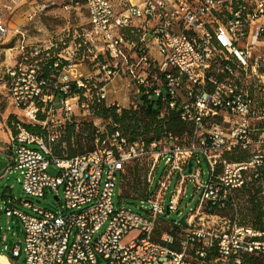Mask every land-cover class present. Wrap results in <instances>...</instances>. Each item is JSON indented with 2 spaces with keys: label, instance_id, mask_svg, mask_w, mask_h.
<instances>
[{
  "label": "built area",
  "instance_id": "built-area-1",
  "mask_svg": "<svg viewBox=\"0 0 264 264\" xmlns=\"http://www.w3.org/2000/svg\"><path fill=\"white\" fill-rule=\"evenodd\" d=\"M58 1L0 0V88L29 124L46 129L57 109L70 120L90 100L99 106L119 78L141 104L161 99L159 117L172 112L192 132L165 130L147 142L131 140L115 124L107 146L64 156L17 120L6 167L20 171L29 198L51 190L59 204L50 209L28 198L8 200L6 214L22 223L24 241L9 246L0 226L1 253L13 264L22 254L25 264H249L246 254L264 258V230L236 214V191L264 179V0H84V23L45 43L31 42L29 26ZM20 9L25 21L11 26ZM240 148L250 151L249 159L229 160L228 152ZM144 154L153 160L149 184L160 160L166 162L150 199L151 217L114 202L126 164ZM203 157L208 181L201 179ZM51 162L57 176L47 172ZM175 175L166 207L163 195ZM190 179L200 199L185 215L186 229L161 231L156 239L159 215L178 209ZM226 207L232 216L219 212ZM205 218L212 222L207 228Z\"/></svg>",
  "mask_w": 264,
  "mask_h": 264
},
{
  "label": "rangeland",
  "instance_id": "rangeland-1",
  "mask_svg": "<svg viewBox=\"0 0 264 264\" xmlns=\"http://www.w3.org/2000/svg\"><path fill=\"white\" fill-rule=\"evenodd\" d=\"M86 20L87 9L84 0H59L58 4L44 14L35 25L29 26V40L31 42L45 43V41L53 35L64 32L67 29L73 30ZM11 26L13 25L11 24ZM12 54L14 56L15 52ZM9 55L11 54H8V56ZM3 59L4 61L6 60V62H13V60L7 57V55H4ZM107 89L108 97L103 102L107 107L115 106L117 107L118 112H121L124 108L131 109L134 104L140 107V97L137 98L136 95L133 94V88L128 87L121 79H114V81L107 86ZM56 106H58V102H56ZM97 107L96 103H92L90 100L89 107L87 109L77 108L72 114L70 120H65V114L60 109H57L54 111L53 115L50 116L53 120L49 121L46 129H43L39 124L37 125L42 130L40 135L47 139L54 154H56L55 148L61 144V149H63L62 154L64 156L69 155L67 142L62 141V139L66 136V128L71 124H75V130L73 137L71 138V145L77 150L82 148L83 151L86 152L90 151L89 149H91V147V150H94L98 147L107 146V144L112 141L110 133L114 127L113 121L109 118L106 119L98 116L96 114ZM17 120L29 124L23 111L13 103L12 98L7 91L0 88V132L4 135L0 136V160H8L11 157L12 153L10 147L12 143H14L12 137L17 131L15 128ZM10 130L13 132V135L12 133L10 135ZM6 132H8L9 139L6 137ZM91 132L95 135L97 134L94 140L90 138L91 136L89 133ZM120 132L124 133L122 127H120ZM101 134H106V143L100 141L98 143L97 139L99 138L100 140ZM128 135H130V133ZM50 136H54L55 141L51 142L49 138ZM29 146L37 147L38 145L36 143H31ZM48 157H50V155H48ZM152 161L150 154H144L138 159L132 160L126 164L123 172V180L121 182L120 177H118L115 187L114 202L116 206L122 205L151 217L149 210L152 208V201L150 199L154 198V194L158 189L159 181L165 174L166 169V162L163 158L155 169L153 182L149 184ZM201 169V179L203 181H208L210 178V167L204 157L202 158ZM47 172L53 176H57L59 174V168L54 162H51L47 168ZM21 176L20 171L15 170L14 168L8 169L5 167L0 171L1 235L6 239L9 246L19 241L23 243L24 232L23 225L17 218L7 216L5 207L8 200L9 203H11L12 198H28L31 201H34L39 207L50 209H55L59 204L58 200L55 198L56 193L51 190H48L44 197L29 198L30 196L23 191L21 180H19ZM178 178L179 176L175 175L171 179L169 188L163 195L166 207L170 203L171 196L175 191ZM250 192H252V194L257 193V202L260 203V206L264 209V179L248 184V186L241 191H236V194H238L237 205L239 207L238 213L236 214L241 220V223L245 224L247 221V224L252 225V223L257 222V217L255 215L256 212L253 208V204L250 202ZM59 195L64 198L63 187L59 188ZM199 199L200 192L196 190L193 180H187L185 183V195L180 199L178 209L172 210L170 213H168L166 209L163 214L159 215L162 220L155 233V238H159L161 231L180 232L186 229V225H174L172 220H178L182 216L189 214L191 210L196 208ZM29 211L31 212V210ZM219 212L228 216H232L234 213L233 209L230 207H226ZM204 221L205 228L212 223H207L206 218ZM9 226L10 228H8ZM105 227L106 225H104L99 232H102ZM16 264H25L24 254L17 259Z\"/></svg>",
  "mask_w": 264,
  "mask_h": 264
},
{
  "label": "trees",
  "instance_id": "trees-1",
  "mask_svg": "<svg viewBox=\"0 0 264 264\" xmlns=\"http://www.w3.org/2000/svg\"><path fill=\"white\" fill-rule=\"evenodd\" d=\"M161 107V99H152L150 101L143 102L137 111L124 108L121 112H118L117 107H107L104 103H101L96 110V114L102 118H109L113 121L114 127L111 130V133L114 132L115 124H118L120 127H122V129H124L125 134L130 133L131 140H135L141 136L147 142H150L153 139L161 137L165 130H171L179 135H182L185 132H192V127L189 124L183 122L179 116L172 112H168L164 117H159ZM24 126L33 133H42V130L37 125L33 126L31 124L24 123ZM74 130L75 124L69 125L66 128V136L64 139H62V141L67 142L69 148L68 156H74L78 154V152H84L82 148L77 150L71 145V138L73 137ZM89 134L92 140H94L95 136L97 135H95L93 132ZM105 137L106 134H101L100 142H102ZM62 151L63 149H61V144H59L57 148H55V153L58 155H63ZM250 195V202L253 204V208L256 212L255 215L257 217V222L252 223V225L258 229L264 230V209H262L260 203L257 202V193L252 194V192H250ZM245 256L247 257L249 264H264L263 257L256 256L253 253L246 254ZM10 260L11 262H14L12 257H10Z\"/></svg>",
  "mask_w": 264,
  "mask_h": 264
},
{
  "label": "crops",
  "instance_id": "crops-1",
  "mask_svg": "<svg viewBox=\"0 0 264 264\" xmlns=\"http://www.w3.org/2000/svg\"><path fill=\"white\" fill-rule=\"evenodd\" d=\"M134 1H138V0H134ZM15 17H18V18H15ZM15 17H14L15 19H13V21L11 22L12 25L24 22L25 17L23 15V9L18 10V12L15 13ZM11 133L13 135V132L10 130V135ZM0 136H4V135H2V133L0 132ZM6 137L7 139H9L8 132H6ZM227 157L231 161L246 160V159H249L250 157V151L245 148L236 149L233 152H228Z\"/></svg>",
  "mask_w": 264,
  "mask_h": 264
},
{
  "label": "water",
  "instance_id": "water-1",
  "mask_svg": "<svg viewBox=\"0 0 264 264\" xmlns=\"http://www.w3.org/2000/svg\"><path fill=\"white\" fill-rule=\"evenodd\" d=\"M7 164H8V160H0V171L2 170V169H4L6 166H7ZM192 164H193V162H192V160H190L189 161V169H188V171H191V166H192ZM55 198L58 200V197L57 196H55ZM167 212L168 213H170V210H167ZM181 225H186L187 224V221H186V217H185V215L184 216H182L180 219H178L177 220ZM0 264H2V263H0Z\"/></svg>",
  "mask_w": 264,
  "mask_h": 264
},
{
  "label": "bare ground",
  "instance_id": "bare-ground-1",
  "mask_svg": "<svg viewBox=\"0 0 264 264\" xmlns=\"http://www.w3.org/2000/svg\"><path fill=\"white\" fill-rule=\"evenodd\" d=\"M73 73H76L75 70H73ZM0 263L2 264H13L11 260L8 258V256L4 253L0 252Z\"/></svg>",
  "mask_w": 264,
  "mask_h": 264
}]
</instances>
